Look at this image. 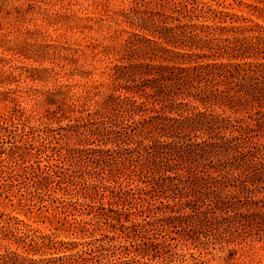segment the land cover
<instances>
[{
    "label": "trees",
    "instance_id": "trees-1",
    "mask_svg": "<svg viewBox=\"0 0 264 264\" xmlns=\"http://www.w3.org/2000/svg\"><path fill=\"white\" fill-rule=\"evenodd\" d=\"M257 1L263 21L216 10L205 17L188 2L183 12L172 0H135L122 11L135 31L106 48L119 56L105 68L109 82L70 105L68 91L48 93L58 103L50 119L69 120L61 138L77 141L59 147V160L108 200L98 218L113 236L47 260L11 251L0 264H202L216 245L264 239V0ZM102 86L110 91L101 95ZM172 234L199 254L174 251ZM45 239L30 246L56 248Z\"/></svg>",
    "mask_w": 264,
    "mask_h": 264
},
{
    "label": "rangeland",
    "instance_id": "rangeland-1",
    "mask_svg": "<svg viewBox=\"0 0 264 264\" xmlns=\"http://www.w3.org/2000/svg\"><path fill=\"white\" fill-rule=\"evenodd\" d=\"M134 1L0 0V254L13 251L47 260L113 236L107 225L100 228L98 218L108 200L90 194L81 182L87 178L84 173L68 168L67 159L59 160V147L77 141L61 138L59 128L69 120L50 119L58 103L50 104L48 93L68 91L65 103L70 105L71 97L75 101L109 82L105 68L118 63L119 56L107 54L106 48L135 31L122 17ZM186 2L193 3L188 7L197 8V13L203 9L200 15L205 17L216 10L263 21L253 8L261 6L257 0H172L183 12ZM99 91L103 95L110 90L102 86ZM172 236L177 237L172 247L178 244L174 251L199 254L178 234ZM43 238L56 248L30 246L34 241L41 244ZM205 259L202 264H264V239L216 245ZM173 264L181 262L175 259Z\"/></svg>",
    "mask_w": 264,
    "mask_h": 264
}]
</instances>
